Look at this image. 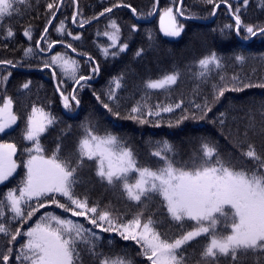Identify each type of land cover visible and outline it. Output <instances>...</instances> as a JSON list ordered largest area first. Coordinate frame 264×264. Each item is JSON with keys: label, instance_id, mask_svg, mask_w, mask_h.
<instances>
[{"label": "trees", "instance_id": "trees-1", "mask_svg": "<svg viewBox=\"0 0 264 264\" xmlns=\"http://www.w3.org/2000/svg\"><path fill=\"white\" fill-rule=\"evenodd\" d=\"M47 0H34L32 8L25 10L21 6V15H13L6 18L3 27H0V60H12L16 67L0 65V78L8 76L5 84L0 85V101L10 96L13 100L14 111L18 122L12 130L4 133L1 138L13 142L17 147L16 158L19 167L14 175L5 184L0 185V194L7 189L17 187L23 180L26 169L24 162L27 153L24 151L30 143L25 141L22 132L25 131L26 120L33 106L42 107L54 117V124L41 136L46 157L51 156L56 144L61 145L60 156L65 157L75 153L79 139L84 135L86 128L100 136L106 133L117 135L128 147H130L137 159L139 166L157 168L160 161L151 153L155 148V141L167 140L173 145L172 157L177 167L191 166L201 157L200 146L202 142L214 145L220 159L235 169L254 170L260 169L264 174V88L251 87L243 91H226L218 102H213L216 86L227 84L231 86L232 77H239L245 83H264V36L244 39L246 33L241 30L239 35L234 28L229 30L226 25L234 26V18L226 5L216 10L215 15H210L212 5L202 0H183L182 5L173 0H125L136 8L133 13L129 8H115L113 12L93 20L80 28L78 24H72L71 16L79 11L84 18L97 16L105 7L111 6L114 0H65L63 7L56 14V19L51 25H47L48 12ZM233 9L237 6L236 0H229ZM155 5V7H154ZM166 7L180 8L184 16H177L183 25L182 34L177 38H167L160 29L159 16ZM241 18L245 24L264 26V6L261 0H249L247 7H242ZM66 19L67 28L73 35L80 34L81 39L72 40L71 37L59 36L55 32L58 21ZM110 19H115L120 26V42H127L129 47L126 52L118 57L105 58L101 52L102 47L110 44L103 35L105 31H111L107 27ZM79 20V17H78ZM12 27L15 35L5 39L8 26ZM48 26V39L53 41L63 40L64 44L57 43L51 52L39 53L36 43L40 40L43 30ZM135 26V31L133 30ZM28 27L33 30V38L29 41L23 31ZM99 33V35H98ZM151 34L152 40L148 39ZM67 43H72L77 49L73 53L66 48ZM28 46L33 47V55L30 59L23 58V50ZM40 47H46L44 41H40ZM138 48H144V54L136 58L134 53ZM116 49H110L115 51ZM57 52L78 61L79 68L76 75H93L87 82L88 86L82 90L77 88V98L80 103L76 106L70 100L72 107L65 109L62 98L56 89V84L63 79V91L68 94L76 87L71 80V72L64 74L58 67L55 78L52 70L42 67V61L49 59ZM216 52L221 58V67L216 70L210 66L211 74L206 78H198L199 71L197 61ZM243 55L244 62L237 61L234 57ZM92 58V61L88 60ZM19 62V63H17ZM94 63L99 64V73L92 74L90 69ZM179 71L180 77L176 85L169 89L149 90L145 82L149 79H157L166 73ZM223 76L224 80L220 77ZM121 88L117 90L119 107L108 100L107 93L114 87V80L121 78ZM31 81L29 88L22 85ZM99 97V100L97 99ZM183 101L181 108L171 113H161V117H149V123L140 124L126 118L130 109L138 103H146L155 110L156 105H170ZM208 101L212 104V111L205 119H187L176 124V119L184 109L188 113L196 112L195 104H204ZM109 103L112 111L103 107ZM119 115H115V112ZM225 113L221 125L217 116ZM155 121H159L157 127ZM169 122L172 126H169ZM23 130V131H22ZM66 133V134H65ZM249 145H253L260 160L247 158L244 153ZM215 159V158H214ZM96 161H88L85 158L82 170H78L80 183L75 192L78 196H87L89 204L98 203L101 207L109 206L116 209L123 219L130 218L140 207L135 202L128 201L119 188L113 189L106 182H101L96 176ZM59 198V197H58ZM61 202H64L63 198ZM149 212L154 220L161 223L157 230L162 238L178 236L181 231L191 230L195 223L184 221L181 225L169 219L166 210L159 197H154L147 202ZM3 222L13 231L20 227V221H12L10 210L5 207ZM43 213H55L61 217H70V213H64L55 205L37 212L31 220L21 227V232L34 227L39 222ZM84 223L86 228L93 227L84 217H71ZM96 231H99L98 229ZM102 240L98 245V251L106 254L117 253L125 250L129 253L134 264H150L145 257L139 254L140 248L134 241H125L116 233H101ZM211 234H202L189 242L181 250L184 253L186 264H213L211 258L208 261L201 260V251L209 243ZM7 237L0 234V250L8 247ZM112 240V244L107 242ZM26 242V237L17 238L13 247V260L9 264H23L14 259L17 249ZM98 257L89 255L83 249L79 257V264H98ZM215 264H233L231 252L228 256L217 255ZM235 264H264V251L238 250Z\"/></svg>", "mask_w": 264, "mask_h": 264}, {"label": "snow or ice", "instance_id": "snow-or-ice-1", "mask_svg": "<svg viewBox=\"0 0 264 264\" xmlns=\"http://www.w3.org/2000/svg\"><path fill=\"white\" fill-rule=\"evenodd\" d=\"M182 5L183 0H178ZM203 3L212 5L210 15H215L221 4L226 5L234 18V26L226 25L229 30L234 28L237 35L243 31L246 33L244 39L264 36V26L245 24L241 18L242 7H247L249 0H236V7L233 9L229 0H202ZM34 0H0V27L6 18H11L14 14L21 15V6L25 10H30ZM65 0H47L46 13L47 25H51L56 19V14L63 7ZM78 0H73L77 4ZM159 0H156L158 5ZM177 3V0H173ZM264 6V0H261ZM129 8L136 13V8L125 0H114L111 6L105 7L97 16L84 18L79 11L71 16L72 24H78L83 28L85 24L92 23L106 13H111L115 8ZM155 7V5H154ZM184 11L180 8L174 10L167 7L162 10L160 16V29L167 37H179L183 31L177 16H184ZM79 17V20H78ZM44 28V34L36 43L39 53L51 52L57 43L64 44L63 40L53 41L48 39V26ZM108 28L103 35L107 37L110 44L101 48L105 58L118 57L127 51L129 44L120 42L121 29L115 19H110ZM55 32L59 36L67 35L74 41L81 39L80 34L73 35L67 28L66 19L58 21ZM135 31V26H133ZM15 35L9 25L6 37ZM23 35L31 41L33 30L28 27L23 31ZM99 35V33H98ZM151 41V34L148 35ZM40 41H44L46 47H40ZM66 48L76 53L77 49L72 43H67ZM110 49H116L110 51ZM33 47L28 46L23 50V58L30 59L33 55ZM145 52L144 48H138L134 53L136 58L141 57ZM237 61L244 62L243 55L234 57ZM92 61L91 57H88ZM19 63V62H17ZM198 78H206L211 74L210 66L218 70L221 67V58L216 52L200 58L198 61ZM0 65L17 64L12 60H0ZM43 68L52 70L55 78L57 67L64 74L71 72V80L76 87L65 94L63 91V79L56 84L63 101V107L70 109L71 101L79 106L77 98V88L83 89L88 86L87 82L93 75H76L79 68L78 61L57 52L51 55L48 60L42 61ZM92 74L99 73V64L94 63L90 69ZM0 78V85L5 84L8 76ZM179 71L166 73L157 79H149L145 82L146 89L165 90L176 85L180 77ZM114 80V87L107 93L108 100L119 107L117 90L121 88V79ZM224 80V77H220ZM231 86L214 85L216 88L213 102H218L226 91H243L245 88L261 87L264 83H245L239 77H232ZM31 81L25 82L22 87L28 89ZM99 100V97H97ZM183 101L166 106H148L146 103H138L133 106L127 117L138 121L140 124L149 123V117H161V113H171L175 109L181 108ZM103 107L112 111L109 103H104ZM13 101L9 97L0 105V134L11 129L17 123L18 117L12 111ZM196 112L188 113L187 109L176 119L178 125L187 119H205L212 111V104L205 101L204 104H195ZM119 115V112H115ZM225 113L218 114L217 119L222 125ZM54 124V117L42 107L33 106L31 113L26 120L24 131L25 141L30 143L24 151L27 159L24 162L26 169L25 176L20 184L15 188L7 189L0 194V234L7 237L8 247L0 250V264H9L13 260V247L18 237L23 235L26 242L20 246L14 256L15 261L23 264H79V257L83 249L89 255L98 257V264H134L129 253L121 250L117 253H104L98 251V245L102 240L101 233H116L125 241H134L140 248L139 254L146 258L150 264H186L184 253L181 251L189 242L200 237L202 234H209V243L201 251V260L212 259L215 264L217 255L228 256L231 252L233 264L236 261L238 250L264 251V174L260 169L245 170L235 169L223 162L214 145L202 142L200 146L201 157L190 169L184 166L177 167L172 157L174 156L173 145L167 140L155 141V148L152 155L160 161V165L153 169L146 166H139L133 150L128 147L117 135L106 133L103 136L95 134L91 128H86L84 135L79 139L75 153L61 157V145L58 142L51 156L44 155L45 149L41 144V136L49 127ZM159 126V121H155ZM169 126L172 123L169 122ZM66 134V133H65ZM17 147L13 143H0V185L5 184L14 177L19 165L14 159ZM244 155L253 160H260L255 147L249 145ZM85 158L88 161H96V176L101 182H106L108 186L119 190L125 194L126 199L135 202L140 207L128 219H123L121 214L109 206L101 207L98 203L89 204L88 197H80L76 194L75 188L80 183L78 170H82ZM215 158V159H214ZM264 167V162H262ZM63 198L64 202H61ZM154 197H159L160 202L166 210L169 219L179 222L191 221L196 224L192 230L181 231L178 236L168 237L157 230L159 220L153 219L151 212L145 215L148 210L147 202ZM55 205L62 209L64 213H70V217H61L55 213H43L39 222L34 227L21 232V227L41 209ZM7 207L11 213L12 221H20V227L14 231L6 227L3 218L4 209ZM226 207L230 211H226ZM231 215L230 233L219 235L215 231V226L220 222V218H227ZM71 217H84L91 228H86L84 223L76 221ZM99 231H96V230ZM112 244V240L107 242Z\"/></svg>", "mask_w": 264, "mask_h": 264}, {"label": "rangeland", "instance_id": "rangeland-1", "mask_svg": "<svg viewBox=\"0 0 264 264\" xmlns=\"http://www.w3.org/2000/svg\"><path fill=\"white\" fill-rule=\"evenodd\" d=\"M167 8V7H166ZM161 14H162V12L160 13V16H161ZM160 16L158 17L159 18V23H160ZM177 20H178V23L180 24V25H182V23H181V21H180V18L179 17H177ZM163 33V32H162ZM182 34V33H181ZM167 37V36H166ZM167 38H177V37H167ZM10 96H6V97H4L3 98V100L0 102V105H2L3 104V102L7 99V98H9ZM12 99V98H11ZM13 101V100H12ZM14 104V103H13ZM12 111L14 112V114L16 115V113H15V111H14V107L12 108ZM17 116V115H16ZM17 122H18V119H17ZM15 127V125L12 127V128H14ZM11 128V129H12ZM11 129H8V130H6V132H8V131H10ZM23 131V130H22ZM5 132V133H6ZM22 134H23V136H24V132H22ZM3 134H0V143H13V142H11V141H8V140H4L5 139V137H3V138H1V136H2ZM24 139V138H23ZM29 143V142H28ZM30 146V145H29ZM14 159L16 160V162L18 161L17 160V158H16V156L14 157ZM17 164H18V162H17ZM19 165V164H18ZM18 169V168H17ZM226 211H230V209H228L227 207H226V209H225ZM230 222H231V215H229L227 218H224V217H221L220 218V222L215 226V231L219 234V235H227V234H229L230 233ZM195 227H196V225H195ZM194 227V228H195ZM193 228V229H194ZM192 230V229H191ZM209 234H211V231H210V233Z\"/></svg>", "mask_w": 264, "mask_h": 264}]
</instances>
